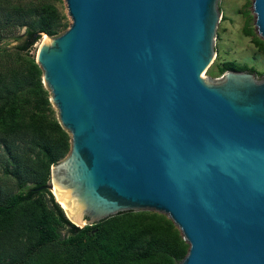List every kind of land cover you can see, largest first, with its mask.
Instances as JSON below:
<instances>
[{"label": "water", "instance_id": "water-1", "mask_svg": "<svg viewBox=\"0 0 264 264\" xmlns=\"http://www.w3.org/2000/svg\"><path fill=\"white\" fill-rule=\"evenodd\" d=\"M64 1L72 23L40 34L36 62L71 150L37 191L80 229L167 216L179 264H264V74L206 75L221 0Z\"/></svg>", "mask_w": 264, "mask_h": 264}, {"label": "trees", "instance_id": "trees-1", "mask_svg": "<svg viewBox=\"0 0 264 264\" xmlns=\"http://www.w3.org/2000/svg\"><path fill=\"white\" fill-rule=\"evenodd\" d=\"M11 6L0 25V42L15 35L12 15L27 19V29L13 36L14 46L0 47V166L12 189L0 191V264H179L190 246L165 215L125 212L94 226L73 225L48 190L51 168L71 150L61 127L43 72L31 52L40 34L57 37L69 29L58 0H25ZM247 36H253L247 32ZM264 50V42L253 39ZM256 72L236 62L217 67ZM14 190L16 192H14ZM68 234L62 237V230Z\"/></svg>", "mask_w": 264, "mask_h": 264}, {"label": "rangeland", "instance_id": "rangeland-1", "mask_svg": "<svg viewBox=\"0 0 264 264\" xmlns=\"http://www.w3.org/2000/svg\"><path fill=\"white\" fill-rule=\"evenodd\" d=\"M3 1L8 2L7 0ZM18 1L22 0H13L12 2L15 4ZM30 1L32 0H25V2ZM56 5L67 16V22L71 24L72 21L67 15L65 1L58 0ZM10 12L11 6L3 3L0 8V25L10 16ZM220 12L222 19L217 31V54L214 63L205 72L208 78L211 80L223 78V75L218 73L217 67L230 61L248 68H254L259 74H264V50H260L253 41L255 38L264 42V39L257 32L253 0H221ZM11 17L15 35H9L5 41L0 42L1 48L16 45L11 37L18 36L27 29L26 26L24 27L27 19H21L14 15ZM249 31L252 32L253 36H247ZM41 41L33 48L32 55L37 54ZM12 187L13 183L3 177V170L0 166V191L5 190L4 192L7 193ZM14 192L16 191L14 190ZM67 234V229H63L62 237Z\"/></svg>", "mask_w": 264, "mask_h": 264}, {"label": "bare ground", "instance_id": "bare-ground-1", "mask_svg": "<svg viewBox=\"0 0 264 264\" xmlns=\"http://www.w3.org/2000/svg\"><path fill=\"white\" fill-rule=\"evenodd\" d=\"M54 193L56 194V196H57V200L59 201V203L63 206V204H62V202H61V199H60V197H59L58 192H57L56 189H55ZM63 207H64V206H63Z\"/></svg>", "mask_w": 264, "mask_h": 264}]
</instances>
